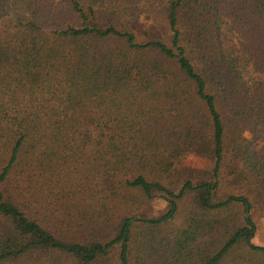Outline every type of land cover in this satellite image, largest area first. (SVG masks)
Instances as JSON below:
<instances>
[{
    "label": "trees",
    "instance_id": "1",
    "mask_svg": "<svg viewBox=\"0 0 264 264\" xmlns=\"http://www.w3.org/2000/svg\"><path fill=\"white\" fill-rule=\"evenodd\" d=\"M258 213L264 0H0V264H264Z\"/></svg>",
    "mask_w": 264,
    "mask_h": 264
},
{
    "label": "rangeland",
    "instance_id": "2",
    "mask_svg": "<svg viewBox=\"0 0 264 264\" xmlns=\"http://www.w3.org/2000/svg\"><path fill=\"white\" fill-rule=\"evenodd\" d=\"M229 160H227L228 162ZM236 166H238L236 164ZM210 169V164L205 162V160L199 159L197 157H188L185 160H182L180 164L177 166L178 174L184 175L192 174L194 179L197 181H209L211 180V175L207 173ZM183 180L179 181V186L181 187ZM168 211V206L162 201H153L150 204L149 210L147 214H142L141 217L146 215L148 216H159ZM254 218L256 220L257 230L255 233V237L252 242L258 246H264V213L254 214ZM116 259V258H114ZM20 264V263H18ZM104 264H116V261H106Z\"/></svg>",
    "mask_w": 264,
    "mask_h": 264
}]
</instances>
